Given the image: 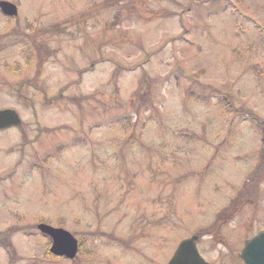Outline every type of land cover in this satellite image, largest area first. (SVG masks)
Wrapping results in <instances>:
<instances>
[{
    "label": "rangeland",
    "instance_id": "rangeland-1",
    "mask_svg": "<svg viewBox=\"0 0 264 264\" xmlns=\"http://www.w3.org/2000/svg\"><path fill=\"white\" fill-rule=\"evenodd\" d=\"M10 1L20 13L0 11V107L42 131L37 153L18 128L0 133V264H167L264 152V0ZM40 42L52 56L37 73ZM143 69L152 84L136 95ZM260 188L256 222L244 211L227 227L230 248L201 240L208 261L241 264L264 227ZM39 220L84 241L78 260L47 255Z\"/></svg>",
    "mask_w": 264,
    "mask_h": 264
},
{
    "label": "water",
    "instance_id": "water-1",
    "mask_svg": "<svg viewBox=\"0 0 264 264\" xmlns=\"http://www.w3.org/2000/svg\"><path fill=\"white\" fill-rule=\"evenodd\" d=\"M0 7L8 15H17L18 7L9 1H0ZM21 123L18 113L13 109H0V128H8ZM38 228L53 238L51 251L57 255L74 258L79 250V241L68 230L41 223ZM198 236L184 239L177 247L168 264H211L206 261L197 248ZM245 264H264V230L246 241L241 252Z\"/></svg>",
    "mask_w": 264,
    "mask_h": 264
},
{
    "label": "trees",
    "instance_id": "trees-1",
    "mask_svg": "<svg viewBox=\"0 0 264 264\" xmlns=\"http://www.w3.org/2000/svg\"><path fill=\"white\" fill-rule=\"evenodd\" d=\"M115 3L117 2V3H119L120 4V2L121 1H119V0H115L114 1ZM107 4L109 5V4H111V0H109L108 2H107ZM116 17H123V14H122V11L121 10H119L117 13H116V15H115V18ZM114 22H118V20H115ZM43 41H45V39H42ZM0 45H1V42H0ZM3 48V46L1 45L0 46V50ZM37 53H38V55H39V57H37L38 58V63H37V65H36V70H35V72L37 71V73H40L41 72V69H42V67H43V65H44V62L46 61L45 59H46V57H48V56H50L51 54V52H50V49H49V45L46 43V42H40L39 44H37ZM26 58H27V64L28 65H32V62H33V60L35 59L34 58V54H32V57H30L29 56V54H27V56H26ZM96 63L97 62H95L94 63V65H92L91 67H90V69H92L95 65H96ZM35 80H37L39 77H36V73H35ZM146 79V80H145ZM144 80H143V82H145L144 84H143V82H142V84L143 85H145L146 83H147V88H149L150 86H151V84H152V79L151 78H149V77H147V78H145ZM147 79H150V81H151V83L147 80ZM141 84V83H140ZM140 85V87H139V92L136 94V95H138L139 93H140V91H142L143 89H145L144 88V86L143 85ZM63 95V93H61V94H59V96H57V98H60L61 96ZM146 97H147V95L144 93L143 94V98L146 100ZM48 99V101H50V98H47ZM264 171V157L262 158V161L259 163V165H258V167L255 169V171H254V173H253V177H254V179H259V176H260V174L262 173ZM85 250L83 249V252H84ZM48 256L49 257H51V258H53V259H55V260H57L58 259V257H56V256H53V254H51V253H48ZM49 260H51V259H49ZM55 260H52V261H55ZM33 264H35V263H33Z\"/></svg>",
    "mask_w": 264,
    "mask_h": 264
},
{
    "label": "flooded vegetation",
    "instance_id": "flooded-vegetation-1",
    "mask_svg": "<svg viewBox=\"0 0 264 264\" xmlns=\"http://www.w3.org/2000/svg\"><path fill=\"white\" fill-rule=\"evenodd\" d=\"M17 171H13L12 173H10V175L9 176H12L13 174H15ZM8 177V176H7ZM6 177V178H7ZM8 194V193H7ZM9 196V195H8ZM9 197H11V196H9ZM0 199H1V197H0ZM231 217V215H228L227 217H226V220H225V222L224 221H222L224 224L226 223V222H228L229 221V218ZM220 225H221V223H220Z\"/></svg>",
    "mask_w": 264,
    "mask_h": 264
}]
</instances>
